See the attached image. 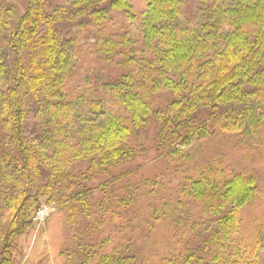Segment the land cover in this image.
<instances>
[{"label": "trees", "instance_id": "1", "mask_svg": "<svg viewBox=\"0 0 264 264\" xmlns=\"http://www.w3.org/2000/svg\"><path fill=\"white\" fill-rule=\"evenodd\" d=\"M55 1L0 0V264L42 197L66 264H264L239 240L257 172L189 146L263 140L264 0Z\"/></svg>", "mask_w": 264, "mask_h": 264}, {"label": "rangeland", "instance_id": "2", "mask_svg": "<svg viewBox=\"0 0 264 264\" xmlns=\"http://www.w3.org/2000/svg\"><path fill=\"white\" fill-rule=\"evenodd\" d=\"M9 1L18 6V9H22L23 0ZM132 2L135 9L139 11L146 6L145 0H132ZM190 7L192 12L187 14L192 13V17H197L195 7ZM186 8L187 6L185 11H188L189 8ZM85 77L86 72L81 71L73 85H79ZM236 140L233 133H221L215 130L198 144L191 143L189 145L191 146L190 156L205 161L217 154H223L226 162L234 169L257 172L259 178L257 198L245 207L242 213L239 240L253 244L254 239L258 238L259 253L262 254L264 251V137L257 144L249 143L246 140L242 143L237 142L236 145ZM158 167L147 165L145 174L155 177L159 171H162ZM41 201L42 207L37 210L33 218V226L18 241L20 248L14 253L13 264H66L68 256L63 252L64 247L71 251L77 248V243L71 238L70 227L66 224L64 216L56 212L57 206L46 204L44 197L41 198ZM193 212L197 213L196 207ZM96 261L95 259L89 264H96Z\"/></svg>", "mask_w": 264, "mask_h": 264}]
</instances>
